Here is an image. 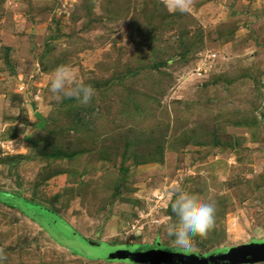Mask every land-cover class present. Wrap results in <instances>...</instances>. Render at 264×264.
Instances as JSON below:
<instances>
[{"label": "rangeland", "instance_id": "374dc122", "mask_svg": "<svg viewBox=\"0 0 264 264\" xmlns=\"http://www.w3.org/2000/svg\"><path fill=\"white\" fill-rule=\"evenodd\" d=\"M169 4L0 0L5 264H175L83 246L167 248L178 188L216 205L199 255L264 242V0ZM60 65L89 105L52 98Z\"/></svg>", "mask_w": 264, "mask_h": 264}, {"label": "clouds", "instance_id": "9594fccd", "mask_svg": "<svg viewBox=\"0 0 264 264\" xmlns=\"http://www.w3.org/2000/svg\"><path fill=\"white\" fill-rule=\"evenodd\" d=\"M190 0H170L169 7L184 12ZM95 88L77 77L71 65H60L50 76L49 92L60 102L74 99L82 106L89 105L95 96ZM171 215L165 225L168 237L167 248L186 256L199 255L198 240H203L216 225V205L182 188L175 190L170 203ZM254 236L264 240V227L257 226ZM7 255L0 249V264H5Z\"/></svg>", "mask_w": 264, "mask_h": 264}, {"label": "water", "instance_id": "95a60500", "mask_svg": "<svg viewBox=\"0 0 264 264\" xmlns=\"http://www.w3.org/2000/svg\"><path fill=\"white\" fill-rule=\"evenodd\" d=\"M27 214L34 219L36 218L33 213L27 211ZM42 220V219H41ZM44 221V220H43ZM45 226L48 227L49 223L46 221ZM52 233V232H51ZM52 235H55L52 234ZM256 246V248H252ZM247 247V249H233L226 252L217 254L201 256L176 253L168 248H97L91 245H84L83 250H87L89 256L94 259L100 260H135L145 259L152 260V262H172L175 264H243L248 262L246 258L251 257L250 263L264 262V242L256 243V245ZM255 250V251H254ZM254 252V253H252ZM258 252L259 254H256Z\"/></svg>", "mask_w": 264, "mask_h": 264}, {"label": "trees", "instance_id": "16d2710c", "mask_svg": "<svg viewBox=\"0 0 264 264\" xmlns=\"http://www.w3.org/2000/svg\"><path fill=\"white\" fill-rule=\"evenodd\" d=\"M36 212L39 215H45L47 211L44 208H40V209H37Z\"/></svg>", "mask_w": 264, "mask_h": 264}]
</instances>
